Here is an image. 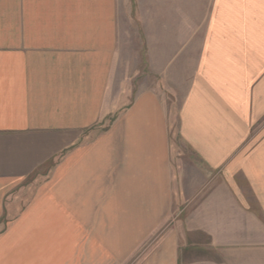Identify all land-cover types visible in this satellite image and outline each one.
Masks as SVG:
<instances>
[{
	"label": "crops",
	"instance_id": "0c3cea01",
	"mask_svg": "<svg viewBox=\"0 0 264 264\" xmlns=\"http://www.w3.org/2000/svg\"><path fill=\"white\" fill-rule=\"evenodd\" d=\"M263 116L264 0H0V264H264Z\"/></svg>",
	"mask_w": 264,
	"mask_h": 264
},
{
	"label": "rangeland",
	"instance_id": "374dc122",
	"mask_svg": "<svg viewBox=\"0 0 264 264\" xmlns=\"http://www.w3.org/2000/svg\"><path fill=\"white\" fill-rule=\"evenodd\" d=\"M170 136L172 138V140H175L174 142H176L177 140L180 139L179 137V130L178 128H176L175 130L170 132ZM264 139V116L257 122L256 125H254L251 130L247 133L246 135V140H248V142L246 143V145H249V147H247L246 149H241V151H249V154L251 155V151L252 149L251 144H248L249 142H252V140L254 139ZM180 145L178 146V151H177V155L174 159V166L178 167L180 166V171H185L187 172V169H190V177L195 176L194 173H192L195 169H197V175L200 173V169L199 167L202 166L204 167V165L200 162L201 159L193 154L192 152H190L184 145L183 143L180 141ZM174 146H176L174 144ZM176 150V149H175ZM180 161L182 162V164L180 163ZM202 164V165H201ZM212 181L209 180H205L204 182L207 181L212 183V187H216V188H226L228 187V189H230L232 191V189L237 190V196L230 194L229 199H233L234 201H239L240 199H244L246 203H249L250 207L253 203V192H252V181L249 179H246L244 177V174L241 170L238 171V169L236 170H231L230 172H232V175L229 180H225V179H221L219 176V173L215 170L212 171ZM210 174V173H208ZM189 177V176H188ZM202 182V181H201ZM209 184V183H208ZM241 190V191H239ZM233 194H235V192L232 191ZM232 195V196H231ZM200 197H197V199L199 200ZM205 198V197H203ZM181 199V203H183V199L182 197ZM178 200H176L175 203H177ZM182 217L181 211L179 209H175L173 211H171L170 213H168V215L166 216L163 224L155 229H150V233L148 238L140 244H136L134 245L133 248V252L131 255H129L128 257H124V258H117L115 261H111V263L109 264H140V262L142 261L143 257L146 256V254L152 250L159 242L162 241V239H164V237L173 230L174 228V224H176V221H178L180 218ZM119 256V255H118ZM108 264V262L106 263Z\"/></svg>",
	"mask_w": 264,
	"mask_h": 264
}]
</instances>
